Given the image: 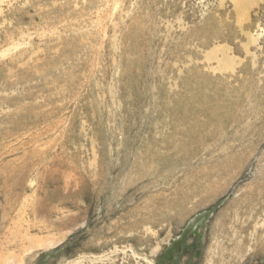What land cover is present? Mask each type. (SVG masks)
<instances>
[{"label":"rangeland","instance_id":"obj_1","mask_svg":"<svg viewBox=\"0 0 264 264\" xmlns=\"http://www.w3.org/2000/svg\"><path fill=\"white\" fill-rule=\"evenodd\" d=\"M0 264H264V0H0Z\"/></svg>","mask_w":264,"mask_h":264}]
</instances>
